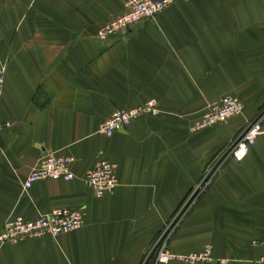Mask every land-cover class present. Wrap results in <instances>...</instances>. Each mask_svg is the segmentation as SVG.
Instances as JSON below:
<instances>
[{"label":"crops","instance_id":"crops-1","mask_svg":"<svg viewBox=\"0 0 264 264\" xmlns=\"http://www.w3.org/2000/svg\"><path fill=\"white\" fill-rule=\"evenodd\" d=\"M124 0H0V229L11 217L79 209L76 230L0 243V264H147L164 224L235 136L264 110V0H178L119 37L97 29ZM237 96L241 114L202 130L210 102ZM154 98L110 136L99 124ZM73 157L71 180L23 182L46 153ZM117 164L102 197L85 183ZM210 245L212 264H264V119L241 159H227L169 241ZM158 264H183L179 261Z\"/></svg>","mask_w":264,"mask_h":264},{"label":"built area","instance_id":"built-area-1","mask_svg":"<svg viewBox=\"0 0 264 264\" xmlns=\"http://www.w3.org/2000/svg\"><path fill=\"white\" fill-rule=\"evenodd\" d=\"M178 0H124L123 11L108 22L101 25L95 32L99 40L125 35L129 29L146 20H151L162 12L171 3ZM7 65L0 60V99L4 85V75ZM243 104L237 96H223L210 102L205 112L193 125V130H202L241 114ZM159 112L157 101L154 98L146 100L139 106L132 108L115 109L111 115L103 120L98 132L106 136L127 128L133 120L144 114L156 115ZM264 110L257 113L245 127L235 136L228 148L217 157L204 172L198 182L185 195L170 221L162 228L154 244L148 250L147 256L152 254L158 263L179 261L183 264H212V248L204 246L198 251L177 254L168 245V240L176 222L185 211L195 203L200 194L209 186L214 175L221 169L229 158L241 159L247 149L255 143L261 133ZM0 123V128H1ZM73 157L61 153H46L41 155L37 163L29 170L24 182V190L34 182L45 179L71 180L74 173L71 170ZM85 183L94 192L95 196L112 192L118 185L117 164L107 159H99L94 166L85 172ZM84 222L83 213L79 209L56 207L33 218L17 215L9 218L0 229V243L15 244L25 237L50 235L56 237L78 229Z\"/></svg>","mask_w":264,"mask_h":264},{"label":"rangeland","instance_id":"rangeland-1","mask_svg":"<svg viewBox=\"0 0 264 264\" xmlns=\"http://www.w3.org/2000/svg\"><path fill=\"white\" fill-rule=\"evenodd\" d=\"M225 150H226V149H225ZM225 150H223L222 152H220V153L217 155V157H219L221 154H223ZM213 161H214V160H213ZM207 169H208V168H207ZM207 169H206V170H207ZM206 170H205V171H206ZM219 171H220V169H219ZM219 171H218V172H219ZM218 172H217V173H218ZM217 173H216V174H217ZM203 174H204V173H203ZM203 174H202V175H203ZM216 174H215V175H216ZM215 175H214V177H215ZM214 177H213V178H214ZM213 178H212V180H213ZM212 180H211V182H212ZM206 189H207V188H206ZM206 189H205V190H206ZM205 190H204V191H205ZM204 191H203V192H204ZM203 192H202V193H203ZM202 193H201V194H202ZM201 194H200V196H201ZM193 205H194V204H193ZM193 205H191V206L185 211V213L181 216V218L179 219V221L175 223L174 228L172 229V231H171V233H170V236H169L168 245H169V241H170L171 236L173 235V233L175 232V230L178 228V226L181 224L183 218L186 216V214L189 212V210L192 208ZM178 206H179V205H178ZM177 208H178V207H177ZM177 208L175 209V211L177 210ZM175 211L172 213L171 217L173 216V214L175 213ZM171 217H170V219H171ZM170 219L168 220V222L170 221ZM168 222H166V223L164 224V226H165ZM164 226H163V227H164ZM161 230H162V229H161ZM160 232H161V231H160ZM159 234H160V233H159ZM159 234H158V235H159ZM158 235H157V237H158ZM157 237H156V238H157ZM155 240H156V239H155ZM154 242H155V241H154ZM153 244H154V243H153ZM145 263H147V264H156V261H155V259H154V256H153L152 254H150L149 256H147V259L145 260Z\"/></svg>","mask_w":264,"mask_h":264}]
</instances>
